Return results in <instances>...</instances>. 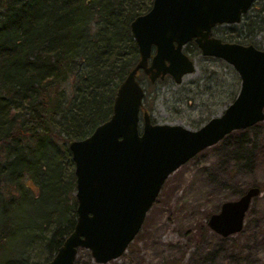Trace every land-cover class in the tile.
<instances>
[{
	"label": "trees",
	"instance_id": "trees-1",
	"mask_svg": "<svg viewBox=\"0 0 264 264\" xmlns=\"http://www.w3.org/2000/svg\"><path fill=\"white\" fill-rule=\"evenodd\" d=\"M150 4L0 0V264H43L71 231L76 202L66 144L109 117L116 86L138 60L129 22ZM250 8L239 43L254 46L264 5ZM183 51L200 54L193 42Z\"/></svg>",
	"mask_w": 264,
	"mask_h": 264
},
{
	"label": "water",
	"instance_id": "water-1",
	"mask_svg": "<svg viewBox=\"0 0 264 264\" xmlns=\"http://www.w3.org/2000/svg\"><path fill=\"white\" fill-rule=\"evenodd\" d=\"M254 0H151L129 22L138 60L115 88L109 117L82 139L69 140L74 175L75 221L52 257L43 264H74L78 249L94 263L117 258L137 234L167 176L201 150L234 130L264 120V36L262 47L222 41L217 24H235ZM192 41L201 56L229 64L239 78L234 99L219 115L194 129L154 123L141 110L142 72L150 83L168 75L174 83L194 70L183 51ZM258 187H248L220 204L206 219L221 237L237 233Z\"/></svg>",
	"mask_w": 264,
	"mask_h": 264
},
{
	"label": "rangeland",
	"instance_id": "rangeland-1",
	"mask_svg": "<svg viewBox=\"0 0 264 264\" xmlns=\"http://www.w3.org/2000/svg\"><path fill=\"white\" fill-rule=\"evenodd\" d=\"M253 4L258 8L264 0ZM240 21L213 27L212 34L239 43L244 35L238 31ZM263 36L252 38L254 46L262 47ZM191 56L194 70L179 83L169 76L149 83L141 72L136 74L144 89L142 106L152 122L194 129L234 99L239 88L234 69L218 58ZM251 186L259 192L239 232L221 237L206 228L201 234L199 226L222 202L236 199ZM74 264L100 263L80 248ZM102 264H264V120L230 133L171 172L137 234L117 258Z\"/></svg>",
	"mask_w": 264,
	"mask_h": 264
},
{
	"label": "flooded vegetation",
	"instance_id": "flooded-vegetation-1",
	"mask_svg": "<svg viewBox=\"0 0 264 264\" xmlns=\"http://www.w3.org/2000/svg\"><path fill=\"white\" fill-rule=\"evenodd\" d=\"M254 1H255V0H254ZM251 5H252V4H251ZM251 5H250V6H251ZM249 8H250V7H249ZM247 11H248V10H247ZM247 11H246V12H247ZM246 12H245V13H246ZM245 13H244V14H245ZM244 14H242L241 17H242ZM241 17H240V19H241ZM239 21H240V20H239ZM239 21H238V22H239ZM238 22H237V23H238ZM218 25H220V24H217V25H215L214 27H217ZM228 25H229V24H228ZM212 28H213V27H212ZM212 28H211V31H212ZM211 34H212V32H211ZM212 35H213V34H212ZM213 36H214V35H213ZM220 40H221V39H220ZM190 42H192V41H190ZM188 43H189V42H188ZM186 44H187V43H186ZM186 44H185V45H186ZM183 47H184V46H183ZM138 72H140V71H138ZM141 73H142V72H141ZM142 74H143V73H142ZM143 75H144V74H143ZM144 76H145V75H144ZM157 80H159V79H157ZM155 81H156V80H155Z\"/></svg>",
	"mask_w": 264,
	"mask_h": 264
}]
</instances>
